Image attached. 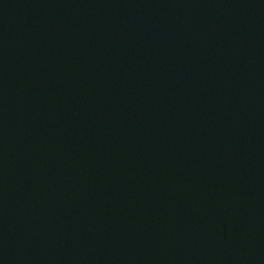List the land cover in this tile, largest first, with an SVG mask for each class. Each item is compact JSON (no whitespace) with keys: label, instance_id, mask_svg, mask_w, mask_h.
I'll return each instance as SVG.
<instances>
[{"label":"water","instance_id":"1","mask_svg":"<svg viewBox=\"0 0 264 264\" xmlns=\"http://www.w3.org/2000/svg\"><path fill=\"white\" fill-rule=\"evenodd\" d=\"M0 264H264V0H0Z\"/></svg>","mask_w":264,"mask_h":264}]
</instances>
